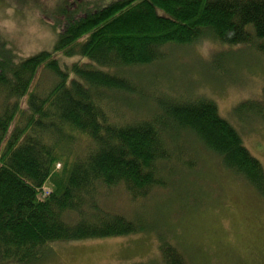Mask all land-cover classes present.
<instances>
[{
  "label": "trees",
  "instance_id": "1",
  "mask_svg": "<svg viewBox=\"0 0 264 264\" xmlns=\"http://www.w3.org/2000/svg\"><path fill=\"white\" fill-rule=\"evenodd\" d=\"M83 3L65 18L63 4L46 15L58 30L52 50L19 57L0 37V264L27 262L53 242L145 230L103 209L100 193L121 185L137 199L166 185L187 134L264 197L262 163L211 99L160 93L131 120L114 108L137 98L130 70L164 59L169 46L212 37L264 53V0ZM44 70L53 78L41 92ZM160 252L162 264H188L166 240Z\"/></svg>",
  "mask_w": 264,
  "mask_h": 264
},
{
  "label": "rangeland",
  "instance_id": "2",
  "mask_svg": "<svg viewBox=\"0 0 264 264\" xmlns=\"http://www.w3.org/2000/svg\"><path fill=\"white\" fill-rule=\"evenodd\" d=\"M60 4L71 6L59 13L64 18L86 5L83 0H0V37L19 57L52 50L58 30L45 17ZM167 51L164 59L130 70L138 99L121 96L117 113L126 120L145 118L160 93L183 100L206 97L264 167V53L212 37ZM52 78L42 71L41 92ZM182 143L168 160L175 175L166 185L137 199L121 185L100 193L103 209L140 221L145 230L49 243L35 258L10 264H162V240L176 246L188 264H264V197L197 137L187 134Z\"/></svg>",
  "mask_w": 264,
  "mask_h": 264
}]
</instances>
